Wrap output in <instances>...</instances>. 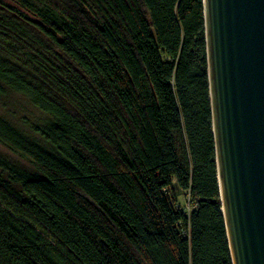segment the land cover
Listing matches in <instances>:
<instances>
[{"label": "trees", "instance_id": "trees-1", "mask_svg": "<svg viewBox=\"0 0 264 264\" xmlns=\"http://www.w3.org/2000/svg\"><path fill=\"white\" fill-rule=\"evenodd\" d=\"M7 91L51 119L0 115V264H233L204 0H0Z\"/></svg>", "mask_w": 264, "mask_h": 264}, {"label": "water", "instance_id": "water-1", "mask_svg": "<svg viewBox=\"0 0 264 264\" xmlns=\"http://www.w3.org/2000/svg\"><path fill=\"white\" fill-rule=\"evenodd\" d=\"M222 210L233 264H264V0H204Z\"/></svg>", "mask_w": 264, "mask_h": 264}, {"label": "rangeland", "instance_id": "rangeland-1", "mask_svg": "<svg viewBox=\"0 0 264 264\" xmlns=\"http://www.w3.org/2000/svg\"><path fill=\"white\" fill-rule=\"evenodd\" d=\"M0 115L30 136L34 135L32 128L35 124L44 125L51 119L47 113L35 106L28 97L14 91L0 94ZM0 150L18 158L1 144ZM175 191L182 208L187 212L192 210L193 208L188 207L189 199L186 192L178 187H176Z\"/></svg>", "mask_w": 264, "mask_h": 264}]
</instances>
